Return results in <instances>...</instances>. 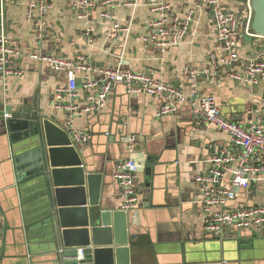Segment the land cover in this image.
<instances>
[{
	"label": "crops",
	"instance_id": "0c3cea01",
	"mask_svg": "<svg viewBox=\"0 0 264 264\" xmlns=\"http://www.w3.org/2000/svg\"><path fill=\"white\" fill-rule=\"evenodd\" d=\"M28 1L0 0V24L24 55H56L69 60L80 55L96 67L120 65L181 88L186 97L191 96L189 73H194L197 95L213 96L224 117L242 125L264 119V77L255 87H247L228 78L231 72L244 73L239 62L230 67H209L208 54H218V45L204 0L171 1V13L182 15L194 9L195 21L185 40L165 52L141 41L153 18L145 0H113L116 21L129 30L117 38L106 36L111 25L101 20V8H94L87 21H78L72 7L75 0H51L53 8L46 21L55 35L42 43L35 40L34 25L25 19ZM221 2L225 10L244 18L245 8L239 0ZM86 28L93 30L92 45L86 44ZM254 49V41L242 38L238 44L241 62L250 58ZM118 53L120 63L115 61ZM16 69L20 76L0 82V110L8 115L19 109L37 110L43 118L64 127L65 114L52 107L55 89L64 84L63 74L27 58L19 60ZM78 94L77 102L82 103L84 94L81 90ZM159 108L158 99L130 96L119 85L102 113L75 118L71 124L88 134L87 158L94 163V172H103V182L108 184L104 188L107 194L101 198H109L116 206L120 207L121 200L113 180L115 165L126 158L148 164L137 174L140 203L128 220L131 264H264V229L222 239L202 230L193 176L206 168V160L228 145V136L212 125L196 124L187 105H179L166 117L156 116ZM122 127L135 137L131 157L126 139L120 141L125 130ZM31 148L25 142L21 150ZM6 185L0 166V264H51L49 254L43 252L48 246L42 186L35 178H24L13 187ZM245 196L248 204L262 203L264 184ZM144 199L148 202L143 203Z\"/></svg>",
	"mask_w": 264,
	"mask_h": 264
},
{
	"label": "built area",
	"instance_id": "2783aa9c",
	"mask_svg": "<svg viewBox=\"0 0 264 264\" xmlns=\"http://www.w3.org/2000/svg\"><path fill=\"white\" fill-rule=\"evenodd\" d=\"M172 0H145V5L153 18L141 41L147 47L161 52L179 46L187 37L195 21L194 9H187L182 15L171 13ZM175 1V0H173ZM209 11L212 30L218 45V54H208L211 69L230 67L234 63L244 65V73L231 72L228 78L236 85L255 87L264 77V36H255L249 29L252 11L247 3L244 18H238L223 8L221 0H204ZM113 0H75L72 4L78 21H87L91 11L102 9L100 18L111 25L109 38L126 34L113 15ZM132 5V4H130ZM51 0H29L26 5V21L33 24L35 40L42 43L53 38L55 30L46 18L52 10ZM243 23L244 26H243ZM244 37H253L254 53L241 62L238 44ZM84 38L87 45L95 41L93 30L86 28ZM27 58L38 64H45L54 72L62 73L64 84L54 91L52 107L66 116L65 129L69 130L72 141L84 143L89 140L83 130L73 129L72 120L82 116L102 113L110 96L119 85H123L130 96L147 95L160 101L157 117L174 114L179 105H187L193 121L198 125H212L228 136V145L205 161L206 168L193 176L198 189V204L201 208V223L204 233L220 239L239 232L264 229V201L248 204L245 193L264 184V119L259 117L253 123L242 125L222 115L220 107L211 95H197L194 73H189L191 96L186 97L181 88H176L142 72L115 67H96L82 56L65 59L53 55L28 54L7 37L0 24V82L9 77L20 76L16 69L19 60ZM81 90L82 103H78ZM10 114L4 113L3 118ZM127 151L131 157L135 137H127ZM144 163L126 158L118 162L113 180L119 188L120 208L124 212H134L139 203L136 188L137 174L144 171ZM242 189L236 194L234 189Z\"/></svg>",
	"mask_w": 264,
	"mask_h": 264
},
{
	"label": "water",
	"instance_id": "95a60500",
	"mask_svg": "<svg viewBox=\"0 0 264 264\" xmlns=\"http://www.w3.org/2000/svg\"><path fill=\"white\" fill-rule=\"evenodd\" d=\"M239 1L243 5L248 1L251 8L252 34L264 36V0ZM244 40L253 42L254 38L244 37ZM115 61L121 62L119 53ZM9 113L10 117L4 119V112L0 110L3 179L7 187L16 186L24 178H35L42 186L48 246L43 252L49 254L48 261L51 264H131L128 227L131 212H124L108 197L101 198L103 193L107 194L104 188L108 184L103 182V172H94V163L87 158L89 140L72 141L62 123L43 118L37 110L19 109ZM125 131L121 142L125 139L126 142L129 136ZM25 142L32 148L23 152L21 147ZM234 192L241 194L243 190L235 188Z\"/></svg>",
	"mask_w": 264,
	"mask_h": 264
}]
</instances>
